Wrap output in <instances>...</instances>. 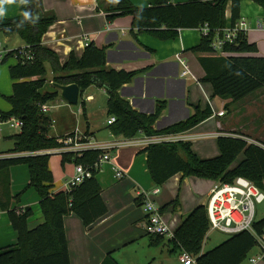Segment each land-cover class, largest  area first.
Here are the masks:
<instances>
[{
  "label": "trees",
  "instance_id": "1",
  "mask_svg": "<svg viewBox=\"0 0 264 264\" xmlns=\"http://www.w3.org/2000/svg\"><path fill=\"white\" fill-rule=\"evenodd\" d=\"M15 1L21 3L22 14L0 18V30L8 36L18 34L25 46L8 52L1 59L2 63L14 55L18 59L16 65L9 67L14 81L13 93L4 97L11 104V109L3 114L5 118L14 116L23 120L24 126L21 132L11 136L13 149L0 152L2 155H16L0 157V211L7 212L17 234L14 244L0 248V264H71L64 217L75 213L85 227H90L108 213V206L97 178L99 170L93 169L92 177L86 178L77 187L53 190L54 175L50 169L52 153L41 151L61 148L64 143L60 140L74 136L75 132L57 137L49 133L52 120L48 113L42 111L41 105L54 101L59 94L39 93L47 83L46 63L52 67L53 82L63 85L76 83L82 93L92 85L106 88L108 117H117V121L109 126L114 135L130 138L140 131L147 135L180 133L192 129L212 115L213 111L211 107L204 110L196 108L187 120L156 130L154 125L165 108V102H159L156 111L148 115L135 110L120 94V89L141 71L108 68V47L99 48L94 43L87 45L81 58L72 54L67 62L61 64L57 54L42 43V37L55 17L42 15L35 0ZM148 1L149 6L137 7L131 0H119L115 6L107 8V19L112 21L131 15L135 29L147 31L161 40L175 39L180 29L200 28L207 24L210 31L208 34L202 33L201 43L194 51L209 54L200 57L205 71L202 81L212 85L214 97L233 102L264 87V56L256 55L257 44L250 42L247 34H239L234 44H228L224 48L225 55L215 54L212 47L217 29L233 26L241 19L243 0H190L179 3H172L171 0ZM252 1L264 10V0ZM228 4L229 18L226 16ZM24 12L30 13L28 20L24 19ZM22 50L31 52L33 58L28 60L21 56ZM217 141L220 154L208 159L200 158L192 150L191 143L182 141L148 146L144 151L148 155L152 179L156 185L161 186L179 173L220 183H232L237 177L243 176L264 190V143L230 135L219 136ZM183 153L186 158L182 156ZM101 154L102 151L98 149L86 150L82 154L63 152L62 165L73 163L93 167ZM241 154L243 158L233 165ZM18 164L28 166L30 179L28 185L15 197L21 198L29 189H34L40 197L44 221L35 227L29 225V218L33 214L31 207L21 209L12 206L14 197L10 187V168ZM210 226L207 206L198 205L184 218L169 242L174 250L189 253L197 264H241L256 247L255 236L250 231H242L203 252ZM253 227L256 233H261L264 218L257 219ZM152 237V242H160L165 236ZM104 264L117 263L108 259Z\"/></svg>",
  "mask_w": 264,
  "mask_h": 264
},
{
  "label": "crops",
  "instance_id": "2",
  "mask_svg": "<svg viewBox=\"0 0 264 264\" xmlns=\"http://www.w3.org/2000/svg\"><path fill=\"white\" fill-rule=\"evenodd\" d=\"M118 1L35 0L36 7L42 15L55 17L54 22L42 37L43 45L53 50L63 64L72 54L78 59L81 58L87 45L94 43L99 48L108 47V68L141 71L130 83L120 89V94L135 110L148 115L156 111L159 102H165V108L154 125L158 131L187 120L195 113L196 108L204 110L211 107L212 115L192 129L180 133L162 134L169 140L191 143L192 150L202 159L213 158L220 154L217 139L222 135L238 136L250 142L264 143V87L233 102L230 99L214 97L212 85L202 81L205 71L200 63V57L209 56V54L194 51V48L201 43L200 30L198 28L180 29L175 39L161 40L147 31L135 29L131 15L109 21L107 8L110 5L115 6ZM131 1L137 7L149 6L148 0ZM186 1L190 0H171L172 3ZM0 8H3L5 12V15L0 18L16 17L22 14L21 3L15 0H0ZM226 16L227 18L230 16V4L227 6ZM260 18H264L263 8L252 0H243L241 19L252 28L255 21ZM0 34V52L5 55L25 46L24 40L18 34L8 36L1 30ZM15 36L20 40L17 39L16 44L13 45L12 38ZM256 55L264 56L258 53ZM9 60L10 62L6 65H2L1 60L2 71L0 72L5 83L0 81V96H9L13 93L14 81L10 76L9 67L16 65L18 59L14 55ZM182 60L187 62L191 75L183 76ZM46 67L50 82H53L50 63H46ZM10 84L11 93L9 92ZM92 88H96L95 91H91ZM63 100L65 99L62 98ZM107 101L106 88L97 85L90 86L79 96V110L85 124H81L74 131L87 133L99 141L121 140L126 143L114 149L112 154L119 151L114 158L112 155L111 164L106 165L97 176L103 189L102 196L108 206V213L90 227H85L82 219L75 213L64 217L71 264H104L108 259L117 264H184L180 259L182 251L174 250L169 239L164 237L160 242L156 240L152 242L153 237L147 231L148 221L141 197L145 193L151 196L163 209L166 223L171 231L175 232L195 207L201 204L207 206L211 191L219 181L199 176H183L179 173L163 185H156L150 174L148 155L144 151L147 148L144 134H138L130 142L123 135H114L107 124ZM227 104H229L228 107ZM10 109L11 104L7 110L0 105L2 113ZM96 109H100V114L105 119L102 124L93 126L90 120ZM222 109L226 113L219 116L217 113ZM50 118H52L51 115ZM100 133L105 135L99 136ZM54 154L59 153L54 152ZM4 156L16 155L0 154V157ZM182 156L186 158L184 153ZM242 158L243 154L233 165ZM68 164L73 167L71 177L75 173V164ZM65 165H62L64 172ZM114 166L125 172V178L117 180L114 177ZM50 169L54 175L53 190L63 189L71 178L64 183L57 171L52 169L51 164ZM24 179L19 184L20 190L15 189L12 183L14 191L12 206L21 209L31 207L33 214L29 218V225L35 227L44 221L40 197L37 193H31L34 189L27 190L19 199L15 197L28 185L30 175H25ZM157 187L160 191L154 194ZM211 231L216 230L210 227L203 245V252L211 250L227 239L221 235L212 234ZM16 240L17 234L8 214L1 210L0 248L12 245ZM258 253L259 249L255 247L241 264H264V260L257 263L250 261V258Z\"/></svg>",
  "mask_w": 264,
  "mask_h": 264
},
{
  "label": "built area",
  "instance_id": "3",
  "mask_svg": "<svg viewBox=\"0 0 264 264\" xmlns=\"http://www.w3.org/2000/svg\"><path fill=\"white\" fill-rule=\"evenodd\" d=\"M202 33L208 34L210 31L209 25L205 24L198 28ZM251 30L257 32H264V18L257 19L254 26L251 28L249 24L240 19L235 25H227L221 29H217L215 37L213 39L212 47L215 54H224V48L228 44H234L239 34H248ZM20 55L31 60L33 55L29 51L22 50ZM3 53L0 52V58L2 59ZM183 65V76L191 75L189 66L185 60L181 61ZM41 109L44 113H49L51 107L49 103L41 105ZM225 111L222 109L218 111L219 116L225 115ZM117 121L115 115L109 116L107 124L110 126ZM0 122H7L12 127L16 126L23 128V120L12 117H4V114L0 112ZM74 136H69L66 139H62L64 145L61 148L41 151V153H63L67 151L77 152L82 154L86 150H101L102 154L95 162L93 167L83 164L75 165V173L66 182L65 189H72L84 182L86 178L92 177L93 169L102 171L106 165L111 164L112 152L114 149L122 146L126 142L124 141H99L92 136H89L81 131H74ZM139 134H144V141L147 147L152 144H159L165 142H176L169 140L162 136L147 135L140 131ZM138 135V134H137ZM136 135V136H137ZM161 135V137H159ZM134 137H126L130 142ZM125 137V136H124ZM179 142V141H177ZM115 178L121 180L125 178V172L117 167H113ZM62 190V189H60ZM160 191L159 187L154 190V194ZM264 202V190L256 186L251 180L239 176L232 183H216L211 191L210 197L207 202L208 215L211 223V229L219 231L223 234L232 236L242 231H250L256 237V247L259 249V253L250 258L252 263H257L264 260V229L261 233H256L253 227L256 219L257 204ZM142 206L147 216V231L152 235H161L165 237H173L174 232L171 231L168 224L165 221L162 209L156 204V202L148 194L142 195ZM180 259L184 264H195L196 260L187 252H182Z\"/></svg>",
  "mask_w": 264,
  "mask_h": 264
},
{
  "label": "rangeland",
  "instance_id": "4",
  "mask_svg": "<svg viewBox=\"0 0 264 264\" xmlns=\"http://www.w3.org/2000/svg\"><path fill=\"white\" fill-rule=\"evenodd\" d=\"M1 35V34H0ZM248 38L251 41H255L257 43V51L256 53L264 55V33L261 32H250L248 34ZM12 44H16V40H20L19 37L15 36L12 38ZM6 46V45H5ZM1 50V49H0ZM3 53V52H2ZM5 54L3 53V56ZM10 62V60L6 61L2 65H6ZM0 64H1V58H0ZM4 69L6 66H3ZM7 69V67H6ZM1 70V69H0ZM2 71V70H1ZM7 79L8 76H7ZM0 81L5 83V79L3 78L2 72H0ZM47 82H50V76H47ZM9 83V82H8ZM9 92H12L11 84L9 86ZM92 88L91 91H95ZM64 101V102H63ZM62 101V97L58 95V97L51 103H49V106L51 107V111L47 115H51V120L53 121V124L49 130V133L52 136H64L68 134V132H72L75 129H78L81 124H85L84 119L81 117V111L80 106L78 104L76 105H70L65 100ZM101 101V100H100ZM100 104V102H99ZM0 105L3 106V108L9 109L10 103L4 96H0ZM96 106L98 107V100L96 102ZM105 117H102L100 114V109H96L91 117V122L93 126H98L99 124H102ZM21 132V128L19 127H12L7 122H0V152H8L14 147V141L11 138L12 135L17 134ZM105 133H100L99 136H104ZM119 150L115 151L112 155L114 158V155ZM241 158V157H240ZM50 164L52 169L56 170L59 177L62 178V181L65 183L67 179L71 178L70 173L72 172V165L66 163L65 165L66 169L64 172V168L61 165V154H54L52 153V156L50 158ZM28 173V168L25 164H18L14 165L10 169V187H11V194L14 193L12 183H14V188L17 190H20V183H22V180L24 179L25 175ZM25 180V179H24ZM31 190V189H30ZM29 191V190H28ZM31 193H36L34 190H31ZM13 196V195H12ZM13 200V199H12ZM13 204V201H12ZM19 204V203H18ZM264 218V202L261 204H257V211H256V219H262ZM212 234L221 235L222 237L228 238L227 234H223L217 231H211ZM166 239H169V237H165ZM174 254V253H173ZM176 255L178 252L175 253ZM178 256V255H177Z\"/></svg>",
  "mask_w": 264,
  "mask_h": 264
},
{
  "label": "water",
  "instance_id": "5",
  "mask_svg": "<svg viewBox=\"0 0 264 264\" xmlns=\"http://www.w3.org/2000/svg\"><path fill=\"white\" fill-rule=\"evenodd\" d=\"M39 93L44 95L60 94L63 99L72 105H76L79 102V96L81 88L78 84L73 83L69 85H63L58 82H47L40 90Z\"/></svg>",
  "mask_w": 264,
  "mask_h": 264
},
{
  "label": "clouds",
  "instance_id": "6",
  "mask_svg": "<svg viewBox=\"0 0 264 264\" xmlns=\"http://www.w3.org/2000/svg\"><path fill=\"white\" fill-rule=\"evenodd\" d=\"M4 15H5L4 9L0 8V17H3ZM23 15H24V19L25 20H28L29 17H30V13H28V12H24ZM22 24H23V21H21V25L20 26H22Z\"/></svg>",
  "mask_w": 264,
  "mask_h": 264
}]
</instances>
